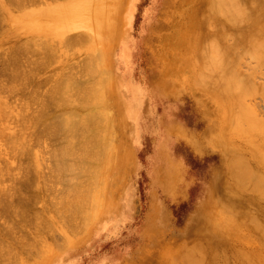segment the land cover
Masks as SVG:
<instances>
[{"label": "rangeland", "instance_id": "rangeland-1", "mask_svg": "<svg viewBox=\"0 0 264 264\" xmlns=\"http://www.w3.org/2000/svg\"><path fill=\"white\" fill-rule=\"evenodd\" d=\"M41 1H44V0H41ZM70 1H72V0H65V1L64 0H46L45 4L42 2V5H41L40 1H38V4L36 2V4L34 3L35 5H33L32 7L30 6V8L29 7L27 8L28 9L27 12L29 11V12H32V13L37 15V16L34 15V17L31 16L32 19L30 21L27 19H22L26 15L25 12H22V11L13 12L16 9L12 10L11 8H13V7H9L10 6L9 1H8L9 3L6 4L7 1L0 0V13L3 12L2 16L4 17L5 9L8 8V9H10V11L9 10L8 11L11 14L7 15V16L10 18L12 17L11 18L12 20L10 22H5L6 24L3 23V26L5 25L7 28L5 29L3 27L6 31L3 28L1 30L5 31V33L4 32L2 33V31L0 30V33H2L0 36V39L1 38H6V39L8 38L7 41H5V43L6 44L10 43L9 46H11V48L9 50V46H7L8 44L3 45L2 48H0V51H1L0 53H2V55H4L3 54L4 52H5V54L9 53V55L6 54L7 58L11 57L13 55L12 51H14V50L16 51V49H17L16 48L17 42L15 43V40L18 39L17 33H22L18 30L23 29V28L25 29L28 26L30 28V30L32 28L33 32L35 33V31L37 30L36 25L41 24L42 26L46 27L45 23H47V21L45 19H51L52 16H54V12L56 11L58 6H66L70 3ZM103 1L105 2L104 6H103L104 16H101L102 11L97 13L98 0H93L92 5L89 6L90 8L88 9V11L86 13L87 16L85 15V19L87 18L88 20H84V18H82V21L84 20L87 24L89 23L88 25H92L94 23H97L98 18H101L100 24L102 26H101V28H96V29L101 33V36L105 35L106 37L105 36L101 37L99 32L95 30L96 31V37L93 38L94 40L92 39L94 41V43H91L92 41L90 42L89 40H87L89 42H85L86 39H83V40H85L84 43H82L83 40H80V41H82V42H79L80 44L77 43V45L76 44L73 45L74 43H72L73 46L71 44L66 45L65 44L66 39L64 41V38L65 37L67 38V36H65L63 34L65 37L62 38L63 41H61L62 39L59 40V41H61V44H59L60 42L56 39V36H55L56 30L54 32H51V33L46 31V32L40 34L41 36L40 35H38V36L41 39L45 36L43 38V40L46 43H48V40L50 39L49 41H51V43L49 42L50 43L49 45L52 48L54 47L55 49H51L50 46H48V48L50 47L49 49H51V52L56 54V56L55 55L52 56V55H50L51 52L48 53L49 55H46L47 53L45 52V45L42 42L43 40L41 41V39L39 37L33 38L32 37V36H34L33 34H25V35L19 37V40L22 38L24 39V37L33 39V41H31V45H33V48H31V49L34 52L35 51L34 49H36V48H34V46H36L38 52H37V54H34L35 52L34 53L32 52L34 55L31 53V51L29 52V54H28L29 57H32V56L34 57V58L32 57V60H31V59H29V57L27 55V57L30 61L35 62L33 60L36 59V57H38L37 59L41 62V61H44V59H41V58H44L45 56L48 57V59H47L48 62H47V60L44 61L46 63V65L49 66V67L46 66L47 68L45 67L48 72L44 71L43 70L44 68L41 69V67H44V66H41L40 62L37 59H36V61H38L37 66H39V67L41 66V67L38 68L36 65L35 66L37 69H40V70H37L36 68H34V66H31L32 68H34L33 69L34 73L32 72L31 76H32V74H34V75L39 74V76L33 75L35 77L33 80L34 82L31 81L30 83L31 84L37 83V84H35L36 86L30 85V89L32 86H34L35 88H33V89L38 90V93H40V90L42 91L40 93V95H42L40 98H38V96H40V95L37 94V98H38V100L40 99V101L42 99H44V96H45V98L48 97L49 94H47V97H46V91H48L54 84L59 85L60 82H57V80L62 81L61 79L54 78L53 77L54 74H56V76L54 75L55 77L62 78L63 76H65V74L63 75L64 72H66V74L71 73V72H68L69 69L74 70V72L75 71L77 72V71H79L78 69H81L80 64L84 67V65H86L87 62L90 61V58H92V56L94 59L92 58L91 60H94V61L97 60L96 63L99 65V68H98V65L93 61H91V63H89V64H91L92 67L95 66L94 64H96L97 65V67H96L97 71L100 70V71H98V73L95 70H92V72L95 71L96 72L95 74H98V75H99V72H101V73H103V75H99L97 78H95L96 75H94V73H93L94 78L92 76L90 78L88 75V77L91 79L90 80L89 78H87V75L85 77V75L83 74V76H84L83 78H85V79L87 78V80L89 79L88 81L98 79L97 81H100V82L95 81V82H97L95 85H97V84L98 85L97 86L94 85V87L95 88L97 87L96 89H100L99 91H101V89H103L102 93H106V95H108V90H109L110 86L113 84V82L116 83V81H117L119 83L118 87H119V90L121 92V96H119L120 94L118 96H119L121 101L118 100L119 99V98H117L118 96L116 98H117L118 102L120 101V103L122 104L124 111L128 112V114L126 115V121L128 122L126 146H124V148L120 149L121 152L118 151L120 155H118L117 157L118 158L121 157V159H119V161H121V166L120 167L118 166V170L114 171V174L115 173L116 174L112 178L111 186H109V187H111V189H110L111 191L109 190V194L106 191L107 192L106 194H107V196L108 195L110 196V192H111V195H114L112 193L116 192L115 197L119 195V200L121 201V203H120L119 207L114 205V207H112V210L110 207V210L107 212V214H109V215H104L103 218H101L100 220H98L96 222H93L94 220L91 221L93 223L88 224L89 226L88 225L86 226V224H84L85 228L82 227L83 229H81L80 226H77L78 228H77V230L75 229L74 232L73 231L70 232V230H68L67 225H66L67 222L64 221L66 224H64V222H63V225H62L61 221H59L60 220L59 217L58 218L56 217V219L60 223H55L57 227L55 226L56 229L52 228V229H54L52 232L59 229L60 230V231L58 230L59 233H62L64 235V237H66L67 241H65L62 234H58L57 231H56L57 233L51 232V234L48 232L49 233L48 236L54 234L56 236V239H54L55 244H54L53 240H47V243H45V242L42 243V247H44L42 249V251L45 250L44 252H46L45 253L46 256L44 255L42 257V255L39 253H35V255L33 254L34 252H36V249L38 251V249L41 247V245L38 244L39 248H37L38 246L36 245L37 244L36 243V244H34V246L36 245L35 246L36 248L34 247L35 250H34L33 246L29 247L30 249L33 248L31 250V252H32L31 258L29 259L30 262L28 261L30 254L29 255L25 254V256L27 255L28 257L26 256L25 258H22V260L20 257L21 262L22 261L23 262L28 261L30 264H173L174 261L172 262V260H175L177 262V259L179 258L178 256H180L181 258L178 259L179 261H181V262L183 261V264H189V262L187 263V261H185V259L182 258L188 254L187 251L189 249L187 250V248H190L191 245H193V244H195V246H197V245L201 246V244L202 245L204 244L203 246H201L203 250L199 246V249H200L199 251L201 252V250H202V252H203L202 255L205 256L204 263L207 264V262H208V264H209L208 257L211 260H212V258L216 257L215 256L216 253H214V252L218 251L217 254H219V257L222 255L224 256L222 251L224 250V253L226 254V251L229 248V251H227L228 252L227 254L231 253L230 252L231 248H230V246H228L229 244H226L227 241L229 243V240H230L229 234H228L231 232L230 226L228 225L229 227L227 228V231H226V232H228L227 233L228 235L225 232H223V234H225V236L222 235V236H224L223 238H222V236L220 237L218 235V229L220 226V224L218 222L221 221V218H222L221 213H228L229 216L233 215L232 216L233 219L239 220V218H240L239 223L241 224V228H243V229L245 228L244 230L241 229L243 235L241 232H240V234H237V238L235 237V239H233L231 246H234L238 250L241 249V250L248 251V252L250 251V248L258 249L259 247L257 248L256 246L250 247V239L255 238V236L253 235L254 229L252 228L251 223H252V220L254 219L253 216L255 215L256 212L257 213H256L255 217L257 216V218H259L258 220L264 221V208H263L264 207V203H263L264 200H262V199H261L262 201L260 199L257 200L255 195H253L248 189L239 190V189L235 188L234 181L231 182L233 179L230 180L231 177L228 176V175H230L229 170H228L229 169L228 163L230 162L229 159H231L233 157V155L237 154V155L241 156V154H244V155H242V157L246 155L245 158L243 157L246 160V162H247V159L249 160L248 161L249 164L251 162H253V164L251 163L250 167L252 166L253 170L259 169L260 171L258 170V172H261L262 173L261 175L264 176V163H261V160L264 161V155H263L264 154V152H263L264 151V149H263L264 148L263 147L264 146V137H263L264 136V126L263 127L260 126L261 128H263V131H262L263 133L261 132L263 134V136L261 135V133H260L261 129L259 131V128L257 131L255 130L257 133L256 134L255 131H253L252 127L250 126V130H251V132H250L249 127L247 128V126H246V124L248 125V123L250 121H248V123H246L247 121L245 120L246 121L245 122L243 120L245 118L244 117L243 119H241V123L244 124L242 121H244L246 123L245 125H243L244 127L246 126V129L243 128L242 125H240L241 130L238 131L239 137L242 136L243 139L241 137H240L241 139H239L236 132H235L236 135L233 134L234 132L230 133L231 131H229L227 134L226 131L230 130L231 127H228L229 123L228 124L226 123L225 124L226 126H224V122L227 121L226 117H228L227 115L224 117V112L222 115L221 107H224V106L220 107V105L218 104V102L216 100L215 101L211 100V98H215L216 95L213 96V94L216 92L213 89L211 90V88H212V86H211L209 93L211 92L213 94L210 95L209 93H207V90L209 89V87H208L209 84H207L208 86L205 84L206 86H204V87H206V88L203 87V89L206 91H204L201 87V84H198L199 85L198 86L197 82H196V85H197L196 86V85H194L193 80H192L193 82L191 83L190 80L192 77L190 76V71L189 72L186 71L187 62L189 60H191L190 58H188L189 53H187V50L185 48L174 49V46H173V44H178L180 42V39L182 40V37H180V36L181 35L184 36V34L186 35L187 31H189V29L192 27V25H193L192 28H194L195 25L192 23H193V21H195V18H196L198 11H199V13H201L203 11L204 6L207 3V1L206 0H103ZM178 8L181 10L184 9L183 11H185V12L180 11ZM88 12H90V13H88ZM181 13H183V14H181ZM99 15L101 17H99ZM106 15L108 17H110V18H108L110 20V25L108 22L109 20H107L108 25H106L103 22L104 19L106 21ZM212 19L210 20V21H212V24H213V26L211 25V27H214L215 20L214 19L212 20ZM25 20H26V22H25ZM90 20H91V23H90ZM11 22H13L14 25ZM99 22H100V19H99ZM21 23H23V24H21ZM56 23H60V22L56 21ZM86 23L85 24L83 23V26L86 27L87 26ZM25 24H30V25H25ZM53 24L55 25V23H53ZM189 25H191V27H189ZM12 26H15V27H12ZM21 26H23V27H21ZM51 27H53V25ZM55 27L57 28L58 25H55L53 28L55 29ZM82 30H83V28L79 29L78 31H74V33L75 32L79 33L80 31L83 32ZM84 31H86V29H84ZM60 32H62V31H60ZM6 33L8 34V36L5 35L3 37V35ZM14 33H16V36H14V37L12 36L13 37L12 38L11 35H14ZM71 33L73 34V32H70L68 34L70 35ZM109 33H110V36H107ZM48 35H51V36H48ZM58 35L59 34L57 33V36ZM15 37H17V38H15ZM99 37H101V38H99ZM9 39H11V40L15 39V40L14 41L10 40L11 42H8ZM35 39H38V40H35ZM45 39H48V40L45 41ZM54 39L56 42L54 41ZM96 40H98V41L96 42ZM101 40L104 41V42H102V46H105L103 48L100 47L101 45H98V44H101ZM228 41L231 44V39H229ZM63 42H64V44H63ZM56 43L58 45L54 46ZM232 44H233V42H232ZM95 45H97V46L95 47ZM13 46H15V48L12 49ZM57 46H61V47L57 48ZM63 46H64V48H63ZM69 46H71V47H69ZM98 46L103 50L101 51V49L98 48ZM48 48L46 49L47 51H48ZM3 49H4V51H3ZM91 49H92V51H91ZM98 49H100V51L103 53H101V52L99 53ZM55 50H58V52ZM95 50H98V51H95ZM10 51H11V53H10ZM95 52H97V53H95ZM38 54L41 55L40 58H39L40 55H38ZM6 55L1 56L0 58H3V57L6 58ZM30 55H32V56H30ZM43 55H44V57H43ZM95 55H97L99 58H96ZM27 57L24 58V59H26V61H28ZM52 57H55V59L53 58V60H50V59H52ZM239 59H237V60H239ZM49 60H50V62H49ZM26 61H25V63H26ZM23 62H24V60H23ZM32 62H30L31 65H32ZM44 62H41L42 65L45 64ZM239 62H240V64H239L238 69L240 70V67H241L240 71L243 74H247V73L250 74V72L252 71L251 74H253V76L251 74L250 75L254 78H252L250 76V84H252L253 86L254 85L255 86H259V85L264 86V81H262V80H264V71H263L264 66L260 67L258 65V68L260 67V69L259 70L257 69L256 74H254L255 69L257 67L256 66L257 64L254 60H251L249 57H246V58L244 57V59H242V61L240 59ZM47 63H49V64H47ZM252 66L255 69H253ZM254 66H256V67H254ZM74 67H76V68H74ZM30 68H28V69H30ZM35 70H36V73H35ZM253 70H254V73H253ZM245 71H248V72L246 73ZM56 72L58 73L59 76L57 75ZM51 73L53 74L51 76L52 79L49 78L50 77L49 74L51 75ZM260 73H261L260 78H258V74H260ZM262 73H263V75H262ZM107 74H109V76ZM184 75H185V78L183 77ZM103 76L106 77L107 80L104 79ZM188 76L191 78H189ZM110 77H111V79H110ZM257 78H258V80H257ZM155 79H156V81H155ZM40 80H42V81H40ZM46 80H47V82H46ZM103 80L104 81L106 80V82L109 80L108 81L109 85L107 84L108 85L107 86ZM252 80H254L253 82H255V83H251ZM259 80L261 82H259ZM48 81H50V82H48ZM102 81L105 84L102 83ZM45 82L47 84L49 83V85L46 84V88H45V85H43V84H45ZM16 83H19V81ZM16 83L14 82V84H16ZM41 83H42V86H41ZM38 84H40L39 87L41 86L42 88L37 89ZM100 84H101V86H100ZM17 85L19 86V84H17ZM99 86H100V88H99ZM102 86H104V88H101ZM53 87H56V86L54 85ZM53 87H52V89H53ZM207 87H208V89H207ZM131 88H134V91H132ZM30 89H28L27 92H29ZM42 89L46 90V91H43ZM52 89L50 91H52ZM126 90H128V91L125 92ZM50 91H48L47 93H50ZM44 92H45V94H44ZM258 94H260V93H258ZM258 94H255L253 96L254 98L252 100L249 99L252 96L245 98L242 103H243V106L245 107V105H247V104L244 101H247V100L250 101V102L247 101L248 105L246 107L249 108L250 105H252L250 108L252 109L253 113L255 112V114H258L257 116L259 118H260V115L262 114L261 118H260L262 122H259L260 120L259 121L255 120V123L257 122L258 124H261L264 122L263 121L264 120V101H261L264 99V94L263 93L260 95H258ZM32 97H33V95H32ZM37 98H36V100H37ZM138 98L140 100L138 102H135L134 99H138ZM5 99H3V100L1 99L2 102ZM15 99H19V97L18 98H12V99L9 98L10 102L9 101L8 102L11 106L7 102L8 99L6 100V102H3V103H5L4 105L6 106V108L8 107V109H9V107H10L9 111L13 109L12 110L13 113L10 111L11 114H7L9 111L6 112L5 107L3 108L2 107L3 105H1L2 102H0V106L2 107L1 110L5 109L3 112L4 113L6 112V114L9 116H11V115H13V116L17 115L18 116L19 114H21L23 112V111L22 112H17V111H21L20 110V108H21L20 103L23 101L22 99H24V97L21 98L20 100H16V101H15ZM112 99L113 98H110V100H107L106 101V102H108L107 105L108 104L109 105L108 106L105 105V107H104V111H106V113L110 112L109 114L113 113V111H114L113 108H114L115 102H111ZM38 100H37V103H38ZM19 101H20V103H19ZM251 101H252V103H251ZM25 102L23 101L22 105ZM28 102H30V101H28ZM32 102L33 103H31V104H32L34 109L36 107H39L37 105H35L36 106L35 107L33 105V104H35L34 101H32ZM140 102H142V104ZM215 102H217L216 103L217 105H215ZM13 104L14 105L18 104V108L16 106L14 107ZM39 105H40V102H39ZM32 106L28 107L27 109L28 110H30V108L32 109ZM254 106H256L257 108H255ZM40 108H41V106H40ZM40 108H36V109L39 110ZM140 108H141V113L135 114V116L132 117V121L129 120V118H130L129 117V111H131L132 109L133 110L138 109V111H139ZM250 108L248 110H250ZM34 109H32V110L34 111ZM255 109H257V110L259 109V110L255 111ZM32 110H30L31 112L30 111L27 112L24 110L25 113H22V114H24L26 116L31 115V113L33 112ZM15 112H17V113L15 114ZM249 112H250V114H252L251 111H249ZM256 112H258V113H256ZM260 112H262V113H260ZM1 114H2V112H1ZM255 114L250 116V117H254V118H251V121H252V119L258 118ZM24 115H22V116H24ZM247 115H249V114H247ZM14 117H16V116H14ZM14 117L12 118V116H11V117H8V119L6 118L7 121L8 120L9 121L7 122L4 120L5 122H2L0 124H2V127H4L6 125L8 128L9 124L11 127H14V124H15L14 121H16V119L22 118L20 116V117H16V119L14 120ZM255 117H257V118H255ZM12 119H13V121H12ZM221 119H222V121H221ZM230 119L232 120V118H229V120ZM248 119H250V118H248ZM251 124H253V122H251ZM16 125H18L17 122L15 124L16 129H19L18 127H21L19 125H18V127H16ZM252 126L254 127V124ZM241 127L243 128V130L245 129L244 131H246V132H243ZM21 128L23 129V127H21ZM237 128H239V127H237ZM236 129H233L232 131H237ZM253 129H255V128H253ZM15 130H12V131L14 132ZM16 131H18V130H16ZM25 131H26V129L24 130L23 133H25ZM28 132H29V130H28ZM240 132H242V133L240 134ZM247 132H248V135L253 132L250 135V140H249L248 135L245 136L247 134ZM230 136L231 137L233 136V137L231 138ZM253 137H255V138H253ZM216 138H219V140L223 139L221 141L224 144H226L224 148H223L224 145L222 142H221L222 148H220V146H218V144H217V147H216V144H213L214 139H215V142L216 141L219 142V140H217ZM246 138L248 139V141H245V140H247ZM251 138L254 139V141L252 140L253 143L249 142V141H251ZM262 140H263V142H261ZM229 141L231 143H229ZM255 141H258L259 143L258 142L255 143ZM244 142H246V144ZM247 143H250L251 145H249V144L247 145ZM252 144H255L256 146L261 147L262 150L261 149L260 150L262 153H260V154H262L263 156L258 155L259 154L258 152L260 150H258V152H257L258 154L255 153L256 147H254V149H253V147H251ZM45 145L48 147L47 144H45ZM255 145H253V146H255ZM41 146H43V145H41ZM41 146H39V148L37 146H36L37 148H34L35 146L33 147V150L35 149V151L37 153H35V152L31 153L33 150L32 151L30 150V154L32 155V156L30 155L31 156L30 158H28L29 154L26 155L27 158H24V156H21L20 158H18L19 155H16L15 153H14L15 154L14 155L10 151L13 154V157H15L17 159V162H16L15 158H10L12 156H10L11 154H9L10 153L9 150H8L9 153L7 152V155H5L6 154V153H4L5 150L3 149V151H2V148H5V147L4 146L0 147L1 148V150H0L1 155L0 156H5V157H3L4 159H2V157L0 158V160L2 159L1 160L2 162L0 161V167L1 166L4 168L6 167L5 170L7 169V167H9L10 171H11L10 167L15 168L14 170L12 168V171L15 173H18L17 174L18 178L20 177L19 180L22 182L23 181L27 182L28 181L27 178H29L28 176L30 174L28 176L26 175V179H25V173L27 174V172H28L27 170L30 167H33L34 165H35V167L37 166V164H34V163H33L34 165H31L32 162L41 161L43 164L42 166H44L42 168L48 169L45 166L49 163L47 161L48 159L45 160L48 156V155H46L47 153L45 152L46 148L45 147L43 148ZM231 146H234V147H231ZM236 146L239 148L241 147L240 150H242V152L246 147L247 148L245 149L244 153H240V150H239L240 154H238V149L236 151V148H237ZM226 147H228L230 151H226V149H227ZM259 147H257V148L259 149ZM17 149L20 150V148H17ZM28 149H30V148H28ZM41 149H44V150H41ZM48 149H49V147H48ZM48 149H47V151H48ZM223 149H225V152L227 154L224 152ZM247 149L249 150L248 152H247ZM39 150H41V151L39 152ZM233 150L235 151V153ZM253 150H255V151H253ZM42 151L45 152V154ZM13 152H15V151H13ZM253 152L255 153V157L253 155L254 154ZM34 153H35V155H34ZM36 154H39V155H36ZM33 155L35 156V160H32L34 158ZM40 155H41V157L43 155L44 156L46 155L45 156L46 158L43 156L45 159L40 160V159H38V158H40V157H38ZM228 155L229 156L232 155V157L228 159V157H229ZM251 155H253V158ZM239 156H237V157L234 156V158H232L231 160H235ZM22 157L24 158L23 160H21ZM43 157L41 159H43ZM256 157H257V160H256ZM9 158H10V160L12 159L11 161L15 160L13 163L14 166L12 163H10ZM251 158L252 159L255 158V160H254L255 162ZM27 159L29 160V165H30V166L28 165L29 167L27 166L28 168L26 167V165L23 164V162L25 164L26 163L28 164ZM258 159H260V160H258ZM3 160H5V161H3ZM44 162H47V164H44ZM257 162L259 165L257 164ZM8 163H10V164H8ZM6 164H7V166H5ZM19 164L20 165L22 164L24 166H22V165L19 166ZM15 165L16 166L18 165L19 167L18 166L16 167ZM49 165H51V164H49ZM254 166L257 167V169H255ZM2 167H1V169H2ZM23 167L27 168V169H25L26 171H24V172H23V170H24ZM4 168L2 170H4ZM16 168H18V169H16ZM42 168L40 167V169H42ZM252 168H250V171ZM33 169L34 168H32L30 170H33ZM44 170L43 169L41 170L43 174H45L44 172H46V173L49 172L48 170L47 171L46 170L44 171ZM5 172H8V171L6 170ZM117 173L120 174V176H118ZM4 174H6V173H4ZM11 174L12 173H10L9 175L7 174V176H9V177L5 176L7 178V179L5 178V181L6 180L8 181V179H10V177H12V176H10ZM12 175H14V174H12ZM31 177H32V175H30L29 179H31ZM16 178H17V176H16ZM14 183L15 182H9V183L5 182L4 183L6 186L5 189L6 190L11 189L12 188L11 186ZM4 184L1 185V183H0V185H1L0 187L3 188ZM40 185L42 186V183ZM58 185L63 186L61 183H58ZM58 185L56 186L57 188L59 187ZM13 186H15V185H13ZM28 186L30 187L29 184H28ZM41 186H39L41 188L40 190H43V191L40 192V190L37 189L39 187L36 188V186H34V188L36 190L33 188L32 189L33 192H31L33 194V193H37V191H38L39 192L37 194L38 198L40 196H42V198L45 200V201H43L42 198H41L42 200L38 199L39 201H36V203H37L36 205H35V201H34V208L37 211V212L34 211V213H33L34 217L37 216V214L40 215V213L43 211H44L43 212L44 216L48 215L49 213L47 214V211L52 210L54 208V205L58 203L56 205V211H57L59 209V206L61 205L63 197H64V196L62 197V195L60 194L63 192V190L59 191L61 188L63 189V187L58 188L59 190L55 187V190L57 189L56 191L57 192L59 191L58 192L59 194H57L58 196L56 199L55 198L56 196H54V194L52 192H49L46 189L44 190V188L46 187L45 184L43 185L44 186L43 188ZM31 187H33V186H31ZM27 188H26V190L24 189L23 192L24 191L28 192L29 188L28 189ZM34 190L36 192H34ZM45 191L49 192L50 194L46 193ZM246 191H249V192L247 193ZM234 192L235 193L239 192V193L236 196V194ZM243 192L245 193V195ZM31 193L29 192V195L27 193V196H26V194L24 195V193H23V195L25 197H29ZM42 193H44V194H42ZM240 193H242V194H240ZM39 194H41V195L39 196ZM51 194H53V196ZM104 194L105 193H103V195ZM246 194H247V196H246ZM46 195L49 196V198ZM238 195L239 196L242 195V196L239 197ZM251 195H253L255 200H253ZM60 196H61V199H60L61 201L58 199ZM104 196H103V199L106 197V196L105 197ZM50 197H51V199H50ZM113 198H112V200H113ZM251 198L254 202H252ZM258 198H260V197H258ZM98 199L103 200L100 198H98ZM107 199H106V201L108 203ZM58 200L61 203H59ZM109 200H111V198ZM244 200H246V201H244ZM40 201H42V203L44 202V204L45 203L46 204L43 205ZM48 201H49V203H48ZM56 201H57V203H55ZM106 201L104 199L103 202L106 203ZM255 201H256V203H255ZM257 201H259V202L257 203ZM38 202H40L41 204L39 205ZM52 202L54 204L53 208L51 207ZM98 202L100 203V201L97 200L96 203H98ZM245 202H248L250 205L248 203L246 204ZM105 203L104 204H101V203L98 204L97 207L95 206L96 209L91 211V212L89 210L90 214L91 213L93 214V212H94L95 215H99V213L102 210L104 212V209H102V208L107 205V203L106 204ZM110 203H108L109 206H110ZM112 203H113V201H112ZM231 203H233L234 205ZM241 203H244V204H241ZM37 205H39V206L37 207ZM94 205H95V203H94ZM94 205H93V207H94ZM108 205L105 207V209H107L109 207ZM240 205H242V206L244 205L243 206L244 208L249 207L251 210L253 209L255 212L249 211L250 210L249 208H248L249 210L245 211L246 209L244 210V208ZM252 205H253V207H252ZM254 205H255V207L257 205L256 210L254 209L255 208ZM223 206H225V207H223ZM258 206H260V207H258ZM93 207H91V208L93 209ZM220 207H223V208H220ZM48 209H50V210H48ZM54 209L52 211H54ZM224 209L227 211H225ZM242 209L245 212L240 211ZM260 209H261V211H260ZM38 210L39 211L43 210V211L38 212ZM59 210H61V206H60ZM96 210L98 213H95ZM218 210H219V212H218ZM222 210H224V211H222ZM31 211L33 212V210H31ZM31 211L28 212L29 213L28 214V216H29L28 220L33 218V217H31L33 215L30 214V213H32ZM220 211H221V213H220ZM247 212H251L254 215L251 213H250L251 215L247 214ZM245 213L247 215L245 217L244 216L242 217V215ZM261 213L263 215H261ZM214 214H215V216H214ZM219 214H221V215H219ZM230 214H232V215H230ZM41 215L39 216L40 218L42 217ZM92 216L89 217V216L85 215V217H87V218H92ZM236 216L237 217L240 216V217L237 218ZM37 218H38V216H37ZM248 218H250V219H248ZM33 219H31V220H33ZM35 219H36V217H35ZM92 219H94V218H92ZM245 220L248 221L247 224L245 223ZM31 222H33V224H35L34 221H31ZM243 222H244V225H243ZM249 222H250V225H249ZM81 223L83 224V221H81V219L75 220V224L80 225ZM58 224H61V225H58ZM28 225H32V224H28ZM245 225H247L248 228ZM246 228H247V230H246ZM25 229L27 230V228H25ZM78 229L80 230L79 233H78V231H79ZM219 230L222 231V229H219ZM250 230H251V232H249ZM29 231L32 232L33 230L31 231L29 228ZM244 231H245V233H244ZM71 233H74L75 236H74V234H71ZM248 233L249 234L251 233V235H249ZM25 234L28 235V238H29V235H31V234H29V232L27 234L26 231H25ZM46 234H47V232H46ZM19 235H20V238H19ZM19 235H18V239H21V240L14 241L13 243L23 240L24 237L21 236V233ZM69 235H70V237H69ZM48 236H46V237H48ZM53 236L52 237L50 236V237L53 238ZM59 236L63 237V240H61L62 238H60ZM204 238L205 239L207 238L208 240L206 239V241L207 242L210 241V242L205 243L206 241H204ZM48 239H50V238H48ZM58 240H60V241H58ZM185 240L187 243H184ZM194 240H195V242H194ZM23 241H25V240H23ZM31 241L32 240L30 238V242ZM61 242L63 243V245H64V243H69V246H68V244H65L67 247L65 245L63 246ZM181 243L187 245L186 248ZM246 243H247V245H245ZM46 244H48V246L50 245V247L53 245L51 247L52 249L47 247ZM54 245H55V247H54ZM226 245L228 246V248ZM14 246H13L14 247L13 249L15 250V253H17L18 251L19 252L21 251L20 250L21 247H19L20 249H17L18 247H16V246H19V244L14 245ZM263 246H264V244H263ZM215 248L217 251L213 250ZM46 249L47 250L49 249L51 252L49 253V250L47 251ZM190 249L192 250V247ZM204 249L206 250V252ZM33 250H34V252H33ZM168 250H170V251H168ZM191 250H189V251H191ZM220 251L222 252V254L220 253ZM47 252H48V254H47ZM193 252L194 251L192 250L189 253L192 254ZM198 252H196L195 254H197ZM15 253L13 252V254H15ZM183 253L185 254V256H183L184 255ZM195 254H193V255H195ZM210 255H211V257H210ZM231 255H233V256H231ZM231 255L230 254L228 255V259H229V261H231L230 264L233 263L234 261L235 262L233 264H239V263L243 264L242 261L239 262L240 261L239 257L235 256L234 254H231ZM234 256H235V258L237 257L236 260L232 259ZM22 257H24V255ZM173 257H175L177 259H175ZM217 257H218V255H217ZM26 258H27V260L25 261ZM15 259H16V257H14V259L12 257V260H7V261H3V262L1 260L0 261H1V264L2 263L6 264V262L7 263L10 262V264H11V261H12V263L14 261L13 264H15V262H16V264L18 262H20V260L17 262ZM170 259H171V261H170ZM179 261L177 262L178 264H179ZM23 262L21 264H27L28 263V262H26V263H23ZM20 263H18V264H20ZM199 263L200 262H198V263L196 262V264H199ZM194 264H195V261H194ZM210 264H212V263H210Z\"/></svg>", "mask_w": 264, "mask_h": 264}, {"label": "bare ground", "instance_id": "bare-ground-1", "mask_svg": "<svg viewBox=\"0 0 264 264\" xmlns=\"http://www.w3.org/2000/svg\"><path fill=\"white\" fill-rule=\"evenodd\" d=\"M5 1H7L6 4L10 2L9 7H13V8H11L12 10L16 9L13 12H17V11L25 12L26 15L24 14L25 16L22 19H27V20L31 21V19H32L31 16L34 17V15L35 16H37V15L32 13V12H29V11L27 12V10H28L27 8L28 7L30 8V6L32 7L33 5H35L36 2L38 4V1H40L41 5H42V2L45 4L46 0H44V1H41V0H5ZM206 1H207V3L205 4L203 11L201 13H199V11H198L196 18H195V21H193V23H192L195 25L194 28H192L193 25H192V27H191V25H189V27H191V28L189 29V31H187V33L185 32L186 35L184 34V36H182V35L180 36V37H182V40L180 39V42L178 44H173L174 49L185 48L187 50V53H189L188 58H190L191 60H189V61L187 60L188 62H187V66H186V71H188V72L190 71V76L192 78L189 76L188 77L191 78V80H190L191 83L194 81V85H196V82H197V85L201 84L202 89L204 86L209 84V86L207 85L209 87V89L207 87V89H208L207 93H209L211 86H212L211 90L213 89L216 92L214 94L210 92L209 94L210 95L213 94V96L216 95L217 96V97L215 96L216 99L211 98V100L212 101L216 100L218 102V104L220 105V107L224 106V107H221L222 115L224 112V117L226 115L228 116V117H226L228 122L224 120L225 121L224 126H226L225 125L226 123L227 124L229 123L228 127H231V129L229 128L230 130L226 131L227 134L229 131H231L230 133L234 132L233 134H235V135L237 133V136L239 137L238 131L241 130L240 125H242V127L245 129H246V126H247V128L249 127V130H250V126H251L253 131H255V130L257 131L259 128V131L261 129V131H260V133H261L263 131V128H261V127L264 126V122L261 124H258L256 122L257 123L256 124L255 120H257V121L260 120L259 122H262L260 119L262 114L260 115V118H259L257 116L258 114H255V112L253 113L252 109L250 108L252 105H250V104H249L250 107L248 106L250 108V110H248L249 108H247L246 106L248 105V102H250V101H248L247 99L246 100L248 102L244 101L247 104V105H245V107L247 109L243 106L242 102L245 98L250 97V96H252V97H250L249 99L252 100L254 98L253 96L255 94H258V93L264 94V86H260V85L255 86L254 85L255 86L254 87L252 84H250V76L251 75L253 76V74H251L252 71L250 72L251 75L249 73H247L248 71H245L247 74H243L240 71L241 67H240V70L238 68H239V64H240V62H239L240 59L242 61V59H244V57L245 58L249 57L251 60H254L256 62L257 67L254 66V67H256V69L253 68V66H252V68L255 69V73L253 70L254 74H256L257 69L259 70L260 67L264 66V0H206ZM92 3H93V0H72L66 6H58V7L56 6L57 9L54 12V16H52L51 19H45L47 21V23H45L46 27L42 26L39 23L40 25H36L37 30L34 33L32 28L30 30V28L27 26L25 29L23 28V29L18 30L22 33H17L18 34L17 35L18 39H16L17 41L15 39H13V40L9 39L8 42H11L14 40H15V43L17 42L16 43L17 46L15 45L17 48L16 51L15 50L12 51L14 56L11 54L12 56L11 57L8 56L9 58H7V55H9V53L8 54L6 53L7 55L5 54V52L3 53L4 55H2V53H0V57L6 55V58H4V57L0 58V102H2V100L5 98L6 99L3 102H6L7 99H8L7 102L8 101L10 102L9 98L12 99V98H18L19 97V99H15V101H16V100H20L21 98L24 97V99H22V100L24 102L25 101L26 102L23 105H22L23 101L21 103L19 101V103L21 104L20 105L21 111L16 110L17 112L23 111L22 113H25L24 110L28 112V111L34 109L32 104H31V103H33L32 101H34V103H35V104H33L34 106L35 105L39 106V107L35 106L36 108H40V106H41V108L39 110L36 108H35L36 110L35 109H34V111L32 110L33 112L31 113V115H28V116H26L22 113L21 114L18 113L22 117L21 119H16V117H20L19 115L18 116L14 115L16 117L11 115L12 118L14 117V120L16 119V121H14L15 124L17 122V124L19 126L23 127V129L21 127H18V125H16V127H18L20 130L16 129L15 124H14V127H11L9 124V126L11 128L9 126L7 128L6 125H5L6 127L4 126L5 127L4 128V127H2V124H0V128H1L0 129V141H1L0 147H3V146L5 147V148H2V151H3V149L5 150L4 151V153H6L5 155H7V152L9 150V152L11 151L13 154L15 153L16 155H19L18 158H20L21 156H24V158H27V156H26L27 154H29L28 158H30L32 156L30 154V150L32 151L34 146H35L34 148H37V147L39 148V146L43 145L41 147L46 148L45 152L47 153L46 155H48L47 158L45 157L46 155L45 156L43 155L46 159L43 156H42L43 159H41L42 158L41 155L38 156L40 158H38L37 156L36 157L40 160H44V159L47 160L48 159L47 161L49 162L48 164H47V162H44V164H47L45 166L48 169L42 168L44 166H42L43 164L41 161H36L37 163L32 162L31 165L37 164V166L35 167V165H34L33 167H30L27 170L28 171L27 174L25 173V179H26V175L27 176L29 174L32 175V177H31L32 180L29 179L30 175L28 176L29 177V178H27L28 183L25 181L22 182L19 180L20 177L18 178V175H17L18 173H15L12 171L13 167H10L11 171H10L9 167H7L6 170L8 172H5L6 167L4 168L1 166L2 169L4 168V170H2L0 167V183H1V185H3L5 182H7V183L15 182L14 184H12V186H11L12 188L9 190L5 189L6 188L5 184H4L3 188L0 187V260L2 262L7 261V260H12V257H13V259H14V257H16L15 260L18 262L20 260V257L22 260V258H25L29 254L30 255H29L28 261L30 262L29 259L31 258V254H32L31 250L36 245L38 246L37 248H39V245H41V247H42V243H44V242L47 243V240H53L54 241V239H56V236L54 234H53L54 236L50 235L51 237L53 236V238L48 236L49 233L51 234V232L54 229H56L55 223H60V222H58L56 217L57 218L59 217V219H60L59 221H61L62 225H63L64 221L67 222V224L65 222H64V224L67 225L68 230H70V232H72V231L74 232L75 229L77 230V228H78L77 226H80L81 229H83L82 227L85 226L84 224H86V226H87L88 224H91L93 222L100 220L101 218L104 217V215H109V214H107V212L110 210V207L112 210V207H114V205L118 206V207L120 206L121 201L119 200V195L115 197L116 192L112 193L114 195H111V192H110V196L109 195L107 196V194H106L107 192L109 194V190L111 189V187H109V186H111L112 178L116 174V173L114 174V171L118 170V166L119 167L121 166V161H119V159H121V157L118 158L117 156L120 155L119 154V152H121L120 149H122V148H124V146H126V136H127V127H128V125H127L128 122L126 121V115L128 114V112L124 111V108H123L122 104L120 103L121 100H120L119 96H121V92H120L119 87H118L119 83L117 81H116V83L113 82V84L110 86V88L108 90V95H106V93H102L103 89H101V91H99L100 89H96L97 87L95 88L94 85L100 81H97L98 79L92 80V81H88V80L91 78V76L93 77L94 75H96L95 78H97L99 75H103V73L99 72V75L95 74L96 72L98 73V71H100V70L97 71V68H96L98 65L96 63L97 60H95V61L91 60L93 58V56H92V58H90V61L87 62V64L84 62L86 64V65H84V67L80 64L81 69H78L79 71H77V72L76 71L74 72V70L69 69L68 72H71V73L66 74V72H64L63 75L65 74V76H63L62 78L55 77L56 74H54L55 76L52 73H51V75L49 74V76H50L49 78H51V76L53 75L54 78L61 79L62 81L57 80V82H60L59 85L54 84L56 87H53L54 86L53 85L52 86L53 89L51 87L48 90V91H50L52 89V91H50V93H47L48 91L42 89L43 91H46V97H47V94H49V95L47 98H45V96H44V99H42L40 101V99L38 100V98H40L42 96V95H40V93L42 91L40 90V93H38V90L33 89V88H35L34 86H36L35 84H37V83H35V84L30 83L31 81L34 82L33 81L35 78L34 76L37 75V74H35V75L32 74V76H31V73L32 72L34 73L33 69L36 68V66L38 65L37 63L39 61L37 59L38 57H36V56L35 57L38 61H36V59L33 60L35 62H32L29 60V59L32 60V57H33L32 55H30L32 57H29V55H28L30 51H31V53L33 52L31 49V48H33V45H31V41H33V39L24 37V39L22 38L23 40L22 39L19 40V37H21L25 34H33L34 36H32V37L34 38V37H39L38 35L46 32V31L51 33V32H54L56 30V33H55L56 35L55 34L54 35L56 36V39L58 41L60 39H62L63 37L67 36V38L66 37L64 38V41L66 39V41H65L66 45H70V44L72 45V43H74L73 45H75V44L77 45V43L82 42L80 40H83V39H86V41L83 40L82 43H84V41L85 42H89V41L91 42L92 41L91 43H94L93 38L96 37V31H98L96 28H101L102 25L100 24L101 18H98V22L94 23L92 25H88L89 23L87 24L84 21V20H88L87 18L85 19V15H86L88 9L90 8L89 6H91ZM104 4H105V2L103 0H98L97 13L102 11L101 16H104V10H103ZM6 9H5L4 17L2 16L3 12L0 13L1 14L0 15V30L3 27L5 29L7 28L5 25L3 26V23L6 24L5 22H10L12 20L11 19L12 17L10 18L7 16V15L11 14L9 12L10 9H8V8H6ZM179 10L183 11L184 9L183 10L179 9ZM183 12H185V11H183ZM88 13H90V12H88ZM181 14H183V13H181ZM101 16L99 15V17H101ZM82 18H84L83 21H82ZM108 18H110V17H108L106 15V21H105V19L103 20V22L106 25H108V22L110 25V20ZM210 18L211 19L213 18L215 20L214 27H211V25L213 26V24H212V21H210L211 20ZM99 19H100V22H99ZM107 20H109V21L107 22ZM56 21H58L60 23H56ZM13 22H11V23L13 24ZM25 22H26V20H25ZM82 22L84 24L86 23L87 26L86 27L83 26ZM23 23H21V24H23ZM53 23H55V25H58V27L57 28L55 27V29H54L53 27L55 25ZM90 23H91V20H90ZM51 24L53 25V27H51L52 26ZM25 25H30V24H25ZM12 27H15V26H12ZM21 27H23V26H21ZM82 28H83V30H82L83 32L80 31L79 33H77V32L74 33V31H78L79 29H82ZM84 29H86V31H84ZM1 31H2V33L3 32L5 33L6 30L5 31L1 30ZM60 31H62V32H60ZM70 32H73V34L71 33L69 35L68 33H70ZM2 33H0V36ZM7 33L4 34L3 37L5 35L8 36ZM57 33L59 34L58 36H57ZM99 34L101 36L100 32H99ZM12 36L13 37L16 36V33H14V35H11V37ZM48 36H51V35H48ZM103 36H105V35H103ZM103 36H101V37H103ZM107 36H110V33ZM101 37H99V38H101ZM15 38H17V37H15ZM43 38L42 39L40 38L41 41L43 40ZM7 39L6 38L0 39V48H2L3 45L8 44V43L7 44L5 43V41H7ZM229 39H231V44L228 41ZM35 40H38V39H35ZM46 40H48V39H45V41ZM49 40H48V43L44 42V40L42 41L43 44L45 45V52L47 53V54L45 53L46 55H49L48 53L51 52V49H55L54 47L52 48L49 45L51 43V41H49ZM87 40H89V41H87ZM54 41H55V39H54ZM61 41H63V39ZM61 41H59L60 43L59 42L58 43L61 44ZM97 41L98 40H96V42ZM102 42H104V41L101 40V44H98V45H101L100 47L103 48L105 46H102ZM232 42H233V44H232ZM9 44L7 46H9ZM63 44H64V42H63ZM56 45H58V44L56 43L54 46H56ZM15 46H13L12 49L15 48ZM48 46H50L51 49H49L50 47L48 48ZM61 46H57V48L61 47ZM96 46L97 45H95V47ZM69 47H71V46H69ZM100 47L98 46V48H100ZM10 48H11V46H9V50H10ZM34 48H36V49H34L35 53L34 52L33 53L37 54V52H38L37 47L34 46ZM47 48H48V51L46 50ZM63 48H64V46H63ZM100 49H98L99 53L103 50V49H101V51H100ZM98 50H95V51H98ZM3 51H4V49H3ZM55 51L58 52V50H55ZM91 51H92V49H91ZM10 53H11V51H10ZM52 53L53 52H51L50 55L56 56L55 53H53V54ZM95 53H97V52H95ZM101 53H103V52H101ZM27 55H28L29 59H28ZM38 55H40V54H38ZM25 56L27 57L28 61H26V59H24V58H26ZM95 56H96V58H99L97 55H95ZM40 57H41V55L39 56V58ZM43 57H44V55H43ZM46 57L47 56H45L44 58H41V59H44V61H45L48 59V57L47 58ZM53 58L55 59V57H52V59H50V60H53ZM237 59H239V60H237ZM23 60H24V62H23ZM50 60H49V62H50ZM25 61H26V63H25ZM44 61H41V62H44ZM91 61L95 62L97 65L92 62L95 65L92 67L91 64H89V63H91ZM30 62H32V65ZM41 62H40V65L44 66V67L40 66L41 69L44 68L43 70L47 71L46 68L49 66H47L45 62H44L45 64L42 65ZM47 62H48V60H47ZM47 64H49V63H47ZM258 65L260 66L259 68H258ZM29 66L30 67L34 66V68H32V67L30 68ZM27 67L30 69H28ZM37 67L40 68L39 66H37ZM74 68H76V67H74ZM98 68H99V65H98ZM37 70H40V69H37ZM92 70H95L96 72L95 71L92 72ZM263 71H264V69H263ZM35 73H36V70H35ZM93 73H94V75H93ZM83 74L85 75V77L87 75V78H89V77L90 78L88 80H87V78L86 79L83 78L84 77ZM57 75H58V73H57ZM88 75H89V77H88ZM107 75L109 76V74H107ZM260 75H261V73L258 74V78H260ZM262 75H263V73H262ZM37 76H39V74ZM111 77H110V79H111ZM183 77L185 78V75ZM252 78H254V77H252ZM258 78H257V80H258ZM104 79H106V77H104ZM106 80L105 81L103 80V81L107 85L109 80L107 82H106ZM18 81H19V83H16ZM40 81H42V80H40ZM95 81H97V82H95ZM103 81H102V83H104ZM155 81H156V79H155ZM253 81L254 80H252L251 83H255ZM262 81H264V80H262ZM14 82L16 84H14ZM46 82H47V80H46ZM46 82H45V84H43V85H45V88H46V84H47ZM48 82H50V81H48ZM259 82H261V81L259 80ZM17 84H19V86ZM30 85H34V86H32L30 89ZM39 85L40 84H38L37 89L42 88L41 87L42 83H41L40 87H39ZM47 85H49V83ZM97 85H95V86H97ZM100 86H101V84H100ZM100 86H99V88H100ZM104 86H102L101 88H104ZM204 88H206V87H204ZM28 89H30L31 91L29 90V92H27ZM131 90L134 91V88H131ZM127 91L128 90H126L125 92H127ZM204 91H206V90H204ZM37 94L40 95V96H38V98H37ZM44 94H45V92H44ZM260 94H258V95H260ZM32 95H33V97H32ZM116 97L119 98L118 99V100H120L119 102H118ZM36 98L38 100V103H37ZM110 98H113L111 102H115L114 103L115 105L113 108L114 111L111 114H109L110 112L106 113V111H104V107L108 103L106 101L110 100ZM134 100H135V102H138L140 99L138 98V99H134ZM28 101H30V102H28ZM261 101H264V99ZM3 102L1 105H3L2 107L3 108L5 107L6 110L5 109L1 110L2 107L0 106V123L7 121L8 117H11L7 114H11V112L13 110V109L10 110L11 111L10 112L9 111L10 107H9V109H8V107L6 108V106L4 105L5 103H3ZM9 102H8V104H9ZM39 102H40V105H39ZM217 102H215V105H217L216 104ZM140 103L142 104V102H140ZM251 103H252V101H251ZM15 106L18 108V104L17 105L15 104L14 107ZM30 106H32V109L30 108V110H28L27 108ZM254 107L257 108L256 106H254ZM4 110L6 112L9 111L10 113L8 112L6 114V112L5 113L3 112ZM256 110L257 109H255V111ZM247 111L248 112L251 111L252 114H250V112L248 113ZM1 112H2V114H1ZM17 112H15V114ZM137 113L138 114L141 113V108L139 109V111H138V109L137 110L132 109L131 111H129V117H130L129 120L132 121V117H134L135 114H137ZM256 113H258V112H256ZM260 113H262V112H260ZM247 114H249V115H247ZM254 114L258 118L255 117L257 119H252V121H251V118H254V117H250V116H252ZM22 115H24V116H22ZM229 118H232V120L230 119L231 120L230 121ZM248 118H250V119H248ZM241 119H243L244 121L246 120L247 121V122L245 121L246 123H248V121H250L248 123V125L249 124L250 125L248 126L244 121H242L244 123V124H242ZM12 121H13V119H12ZM221 121H222V119H221ZM251 122H253L254 127L252 126L253 124H251ZM245 124H246V126L244 127L243 125H245ZM237 127H239V128H237ZM243 128H242V130H243ZM253 128H255V129H253ZM15 129L18 131H16ZM25 129L27 132L25 131V133H23ZM233 129H236L237 131H232ZM12 130H15V131L13 132ZM28 130H29V132H28ZM244 130H243V132H246ZM256 131H255V133H256ZM250 132H251V130H250ZM241 133L242 132H240V134ZM252 133H250L248 135V132H247V134L245 133L246 134L245 136L248 135L249 140H250V135ZM262 133H261V135L263 136ZM240 137L243 139L242 136H240ZM240 137H239V139H241ZM255 137H253V138H255ZM253 138H251V141H249V142H252V140L254 141ZM216 139L219 140V138H216ZM221 140H223V139H220L219 142H217V141L215 142V139H214L213 144H216V147L218 144V146H220V148H222L223 142ZM245 141H248V139ZM256 142H258V141H255V143ZM261 142H263V140ZM229 143H231V142L229 141ZM244 143L246 144V142H244ZM45 144L48 145L49 149ZM248 144L251 145L250 143H247V145ZM223 145H224L223 146V148H224L226 144L223 143ZM253 145H255V144H252L251 147H253V149H254V147H256L255 153L256 154L259 153L258 154L259 156L260 155L263 156L264 154L263 155L260 154V153H262L261 147L256 146V145L253 146ZM228 147H226L227 149L225 148L226 151H230ZM231 147H234V146H231ZM257 147H259V149ZM17 148H20V150H18ZM28 148H30V149H28ZM240 148L239 147L236 148V151L238 149V154L244 153V151L247 147L243 150V152H242V150H240ZM47 149H48V151H47ZM225 149H223L224 152H225ZM0 150H1V148H0ZM41 150H44V149H41ZM41 150H39V152ZM239 150H240V153H239ZM258 150H260V151L258 152ZM13 151H15V152H13ZM248 151L249 150L247 149V152ZM253 151H255V150H253ZM11 152L9 153V154H11L10 156H12L10 158H15V157H13V154ZM33 152L37 153L35 151V149L31 153H33ZM45 152H43V153L45 154ZM35 153H34V155H35ZM234 153H235V151H234ZM255 153L253 154L254 157H255ZM0 155H1V153H0ZM34 155H33L34 158L32 160H35ZM36 155H39V154H36ZM232 155L231 156L228 155L229 156L228 159L231 158ZM242 155H244V154H241V156L235 154V155H233L232 158H234V156H236V157L239 156V157L236 158L235 160H231L232 158L229 159L230 162L227 160L229 162V163L227 162L229 165L228 170H229V173L231 175V176L230 175H228V176L231 177L230 180L233 179L231 182L234 181V183H235L234 186L236 189H239V190L248 189L253 195H255L257 200H259V199L264 200V176L261 175L262 174L261 172H258L259 169H257V167L254 166V168L257 170H253L252 166L250 167L251 163L253 164V162L250 161L251 163L249 164V162H248L249 160L247 159V162H248L247 163L246 160L244 159L246 155L243 156L244 158L242 157ZM253 155H251L252 158H253ZM1 157H2V159H4L3 157H5V156H0V158ZM10 158H9L10 163L13 164L15 160L17 162L16 158L13 161H11L12 159L10 160ZM24 158L22 157L21 160H23ZM252 160L254 161L255 158ZM256 160H257V157H256ZM258 160H260V159H258ZM3 161H5V160H3ZM262 161L263 160H261V163H264V161L263 162ZM10 163H8V164H10ZM23 164L26 165V167H27L29 165V160H28V164L27 163L25 164L24 162H23ZM49 164H51V165H49ZM257 164H258V162H257ZM21 165L19 164V166H21ZM24 165H22V166H24ZM5 166H7V164ZM13 166H14V164H13ZM26 167H23L24 168L23 172L26 171L25 169L28 168V167L27 168ZM40 167L43 170L44 169L46 171L48 170L49 172L48 173L44 172L45 174H43L41 171L42 169H40ZM32 168H34V169L30 170ZM250 168H252L251 171H250ZM14 169L15 168H13V170ZM16 169H18V168H16ZM4 173H6V174H4ZM10 173H12L14 175L11 174L10 176H12V177H10V179H8V181L7 180L5 181V178H6L5 176H7V174L9 175ZM117 175L120 176V174H118V173H117ZM16 176H17V178H16ZM7 177H9V176H7ZM41 183H42V186L40 185ZM43 183L46 186L44 188V190L46 189L47 191L52 192L54 194V196H56L55 197L56 199L58 196L57 194H59L58 192L62 191V190H63V192L60 194L62 195V197L63 196L64 197H63L62 203L59 202V200L61 199V196L58 198L59 199L58 202L61 203V205H60L61 210H59L60 209V206H59V209L57 208L58 210L56 211V205L58 203L56 201L55 203H57V204L54 205L52 202L51 207L53 208V205H54V208H55V209L53 208L54 211H52L53 209L50 210L51 208L49 207L50 209H48V210H50V211H47V214L48 213L49 214L45 215L46 216L45 217L43 215L44 211L40 210V211H43L40 213V215L42 214L41 215L42 217L40 218L39 217L40 215L36 213L38 218H37V216H35L36 217V219H35V217L33 215L34 211H36L34 208V201H35V205H36L37 204L36 201H39L42 198V196H40L41 194H39L40 197L38 198V195H37L39 193L38 191H37V193H33V194L31 192H33L32 189L34 188V186H36V188L39 186H41L43 188L44 187ZM58 183H61L63 186L58 185ZM28 184L30 185V187L28 186ZM13 185H15V186H13ZM57 185L59 186L58 188L63 187V189L61 188L59 190L56 187ZM31 186H33V187H31ZM55 187L59 190L58 192L56 191L57 189L55 190ZM26 188L28 189V192H26V191L23 192V190L24 189L26 190ZM37 189L40 190L41 188L39 187ZM35 190H34V192H36ZM41 191H43V190H40V192ZM249 191H246V192L248 193ZM29 192L31 193L30 196L25 197L24 195L26 194V196H27V193L29 195ZM49 192H46V193H49ZM23 193H24V195H23ZM44 193H42V194H44ZM103 193H105L104 195L106 197L103 195ZM238 193H235L236 196ZM53 194H51V195L53 196ZM240 194H242V193H240ZM244 195H245V193H244ZM253 195H251V196H252L253 200H255ZM103 196L105 197L104 198L105 201L108 198L107 199L108 203L111 202L110 206L108 205V203L106 201V203L109 207L107 209H105V207L107 205L105 207H103L102 209H104V212L102 210L99 213V215H95L94 212H93V214L92 213L90 214L91 211L96 209L95 206L97 207L98 204H100V203L104 204L105 203V202H103L104 201ZM241 196L242 195H240L239 197H241ZM246 196H247V194H246ZM47 197L49 198V196H47ZM109 197L111 198V200L114 197L112 200L114 204L112 203L111 200H109L110 199ZM258 197H260V198H258ZM98 198L103 199V200H99ZM252 198H251V200H252ZM50 199H51V197H50ZM97 200L100 201V203L99 202L96 203ZM253 200H252V202H254ZM43 201H45V200L43 199ZM244 201H246V200H244ZM40 202L42 203V201H40ZM40 202H38L39 205L41 204ZM248 202H245V203L247 204ZM258 202L259 201H257V203ZM48 203H49V201H48ZM94 203H95V205H94ZM255 203H256V201H255ZM42 204L45 205L46 203L44 204V202H43ZM231 204H233V203H231ZM241 204H244V203H241ZM39 205H37V207ZM93 205H94V207H93ZM240 206H242V205H240ZM91 207H93V209ZM223 207H225V206H223ZM223 207H220V208H223ZM252 207H253V205H252ZM254 207H255V205H254ZM258 207H260V206H258ZM248 208L249 207L244 208V210L246 209L245 211H247L250 209V208L249 209ZM256 208H257V205L254 209L256 210ZM31 210H33V212ZM89 210H90V212H89ZM97 210L95 211V213H98ZM224 210H222V211H224ZM244 210L242 209L240 211H244ZM30 211L32 212L30 214L33 215V216L30 215V216L35 219L34 220L33 218H31L33 220H31V219L30 220L34 221L35 224H33V222L28 220L29 219V216H28L29 213L28 212H30ZM40 211L38 210V212H40ZM225 211H227V210H225ZM249 211L255 212L253 209L252 210L250 209ZM260 211H261V209H260ZM218 212H219V210H218ZM220 213H221V211H220ZM250 213L251 212H247V214H250ZM256 213H255V215H256ZM221 214H222V218H221V221H219L218 223L220 224L219 229H222V231L218 229V235L220 237L222 235L225 236V234H223V232H225L227 234L228 233V232H226L227 228L230 226L231 232L228 233L230 240H229V243H228V241L226 243V244H229L228 246H230V248H231L230 249L231 253H229V254L230 255L234 254L235 256L239 257L240 258L239 262L242 261L243 264H264V246H263V244H264V221L258 220L259 218H257V216L255 217V215L253 213H251L254 215V216L252 215L254 217V219L252 218L253 220H252L251 225H252V228L254 229V231H253L254 234L253 233L252 234L255 236V238L250 239V247L256 246L257 248L258 247L259 248L258 249L250 248V251L248 252V251H244L241 249L238 250L234 246H231L233 239H235V237L237 238V234H240V232L242 233L241 229H243V228H241V224L239 223L240 222V218H239L240 216L239 217L236 216L237 218H239V220H237V219L232 218V216H233L232 214H230L232 216H229L228 213H221ZM221 214H219V215H221ZM247 214L246 213L243 214L242 217L243 216L245 217ZM85 215H87L89 217H91L93 215L92 218H94V219L87 218V217H85ZM261 215H263V214L261 213ZM214 216H215V214H214ZM250 218H248V219H250ZM78 219H81V221H83V224L81 223L82 225L81 224L80 225L75 224V220H78ZM91 221H93V222H91ZM247 222L248 221L245 220L246 224H247ZM28 224H32V225H28ZM61 224H58V225H61ZM243 225H244V222H243ZM249 225H250V222H249ZM245 226L247 227V225H245ZM25 228H27L28 231ZM29 228L31 231L32 230L33 231L30 232ZM52 228H54V229H52ZM247 228H246V230H247ZM58 230H55L54 232L55 233L58 232V234H62V233H59L60 230L59 231ZM25 231L27 234H28V232H29V234H31V235H29V238H28V235L25 234ZM46 232H47V234H46ZM54 232H52V233H54ZM79 232H80V230L78 231V233ZM249 232H251V230ZM20 233H21V236L24 237L23 240H25V241L22 240V241L13 243L14 241L21 240V239H18V235ZM244 233H245V231H244ZM71 234H74V233H71ZM45 235L48 237H46ZM242 235H243V233H242ZM249 235H251V233ZM62 236L64 237L63 234H62ZM74 236H75V234H74ZM224 236H222V238ZM63 237H60V238H62L61 240H63ZM69 237H70V235H69ZM19 238H20V235H19ZM30 238L33 242L32 241L30 242ZM48 238H50V239H48ZM64 239H65V241H67L66 237H64ZM206 239L204 238V241H206ZM58 241H60V240H58ZM194 242H195V240H194ZM209 242L206 241L205 243H209ZM16 243L19 244V246H16V247H18L17 249H20L19 247H21V249H20L21 251L20 252L18 251L17 253H15V250L13 249L15 247L14 245H17ZM184 243H187L186 240ZM34 244H36V245L34 246ZM48 244H46V246L49 247L50 249H52L51 247L53 245L50 247V245L48 246ZM54 244H55V241H54ZM65 244H68V246H69V243H64V245ZM181 244H183V243H181ZM62 245H63V243H62ZM183 245L186 248L187 245H185V244H183ZM203 245L201 244V246H203ZM245 245H247V243ZM31 246H33V248L30 249L29 247H31ZM199 246L200 245L195 246V244L191 245L192 250L194 252L192 254L189 253L192 251L190 249L191 247L187 248V250L189 249L191 251L186 250L188 253V254L186 253L187 254L186 256L184 254L185 252L183 251L184 252L183 256H185V257H182V258H184L185 261H187V263L189 262V264L190 263L194 264V261H195V264H196V262L197 263L200 262L199 264H205L204 263L205 256L202 255L203 249L200 246V248L202 249L200 252ZM228 246H227V248H228ZM41 247L38 249V251L36 249V252H34V250L36 248L35 247L33 250V252H34L33 254L35 255V253H39L42 255V257L44 255L46 256V254H45L46 252H44L45 250L42 251V249L44 247H42V248ZM54 247H55V245H54ZM213 250L217 251L216 248ZM168 251H170V250H168ZM227 251H229V248ZM227 251H226V254L228 253ZM13 252L15 254H13ZM50 252L51 251L49 250V253ZM196 252H198V253L195 254ZM205 252H206V250H205ZM217 252H214V253H216L215 254L216 257L212 258V260L208 257L209 264L210 263H212V264H230L231 261H229V259H228L229 254L226 255L224 253V250H223L222 252H223L224 256L222 255L219 257V254H217ZM222 252L220 251L221 254H222ZM25 254H27V255L25 256ZM47 254H48V252H47ZM193 254H195V255H193ZM23 255H24V257H22ZM217 255H218V257H217ZM231 256H233V255H231ZM235 256L232 259L236 260L237 257L235 258ZM178 257H179L178 259L181 258L180 256H178ZM210 257H211V255H210ZM173 258H175V257H173ZM175 259H177V258H175ZM178 259H177V262L179 261ZM21 260H20V262H21ZM26 260H27V258L25 259V261ZM1 261H0V264H1ZM28 261H26V262H28ZM170 261H171V259H170ZM20 262H18V263H20ZM26 262H23V263H26ZM172 262H173V264H178L175 260H172ZM13 263H14V261H13ZM13 263L11 261V264H13ZM180 263L183 264V261L182 262L179 261V264ZM233 263H231V264H233ZM6 264H10V262H8V263L6 262ZM15 264H16V262H15ZM207 264H208V262H207ZM239 264H241V263H239Z\"/></svg>", "mask_w": 264, "mask_h": 264}]
</instances>
